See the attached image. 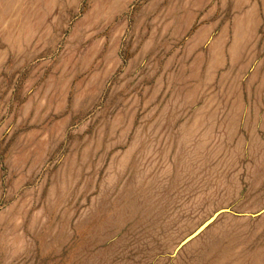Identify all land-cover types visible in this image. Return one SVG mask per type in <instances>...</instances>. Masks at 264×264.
Returning a JSON list of instances; mask_svg holds the SVG:
<instances>
[{
	"label": "rangeland",
	"instance_id": "obj_1",
	"mask_svg": "<svg viewBox=\"0 0 264 264\" xmlns=\"http://www.w3.org/2000/svg\"><path fill=\"white\" fill-rule=\"evenodd\" d=\"M0 264H264V0H0Z\"/></svg>",
	"mask_w": 264,
	"mask_h": 264
}]
</instances>
